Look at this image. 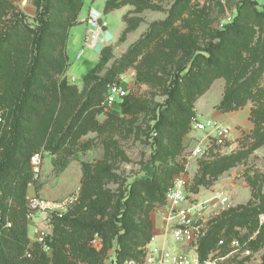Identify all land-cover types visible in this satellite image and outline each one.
Here are the masks:
<instances>
[{"label":"trees","instance_id":"1","mask_svg":"<svg viewBox=\"0 0 264 264\" xmlns=\"http://www.w3.org/2000/svg\"><path fill=\"white\" fill-rule=\"evenodd\" d=\"M4 1L0 0V15L4 12ZM56 1L35 0L36 26L23 25L17 17L13 25L0 34V109L8 108L6 119L11 127L0 141L3 148L0 158V264H106L108 250L113 248L114 241L118 245V264L128 261L142 264L143 249L154 235L150 213L157 205H165L166 193L172 186L171 171L177 172L167 159L176 156L175 150L181 148L180 140L195 119L191 115L188 120L178 118L177 122L167 118L175 113H189L187 102L182 98L183 92L187 91V97L191 96L190 91L201 95L205 82L209 86L213 79L224 76L227 85L218 110L229 114L245 109L249 100L255 102L257 107L250 111L249 117L257 135L253 149L264 146V90L258 88L256 77L264 72V28L263 35L252 46L253 28L238 17L223 31L212 33L211 36L219 42L209 43L202 50L203 54L190 55L188 52L189 65L178 68L166 86L155 74L138 68V80L144 84L163 85L167 97L165 109L155 119L153 131L156 135L154 144L158 148L154 159L156 162L158 158L161 165L152 177L136 179L124 191L113 194L103 186V180L115 177L112 165L106 160L96 164L83 163L81 193L64 215L52 218L54 235L46 241L51 248L48 253L43 244L33 243L28 238L27 191L33 182L31 157L44 147L46 152L56 157L53 166L59 174L68 167L69 158L77 153L78 148L82 152L87 151L90 145L81 143V138L91 130L96 131L95 114L102 110L108 86L119 83L120 74L139 57H143L145 64L153 66L154 60H169L172 54H166V48L174 52L179 46H184L181 41L187 39L179 37L174 26L185 13L190 0H175L168 17L154 22L102 77L98 72L113 57L112 49L103 47L100 62L85 76V88L80 94L74 92L66 79L58 83L55 77L66 70V58L61 49L66 46L69 29L76 24L84 0H64L68 17L60 27L53 18ZM125 6L133 7L135 13L147 9L162 10L150 0H107L104 14ZM253 13L258 24L264 25V6L261 11L253 9ZM194 15L190 13L191 18ZM193 18L186 21L188 27L195 23ZM124 23L121 42H125L129 34L139 27L142 19L129 13L124 16ZM20 24L32 36L24 62L19 60V48L14 45ZM162 33L169 35L168 42L151 51ZM249 33H252L251 39ZM242 41L247 58L238 52L237 44ZM257 59L261 62L260 67L249 73L248 69L252 70ZM70 94L74 98L71 99ZM117 104L123 107L124 114L135 113L138 109L127 97L118 100ZM166 140L170 142L168 148L164 145ZM105 147L107 153L114 155L118 152L113 139L106 141ZM244 157V153H236L205 164L197 185L211 184ZM253 213L256 215L258 212L247 206L241 207L240 211L231 208L224 212L202 241L200 250L203 258L221 238L228 236L233 227L247 222L245 220ZM224 229L225 233L221 235ZM96 237L103 242L101 251L91 246Z\"/></svg>","mask_w":264,"mask_h":264},{"label":"rangeland","instance_id":"2","mask_svg":"<svg viewBox=\"0 0 264 264\" xmlns=\"http://www.w3.org/2000/svg\"><path fill=\"white\" fill-rule=\"evenodd\" d=\"M262 1L263 0H190L185 13L174 26L176 29L175 33L179 37L187 39L186 41H181L184 46H179L174 52H171L168 48H164L166 54H172L171 57L169 60L160 59L159 61H155L153 59L154 62L151 64L153 66L145 64L141 56L119 76V83L117 84L127 89V99L135 103L138 107L137 111L132 114H124L123 107L118 104L111 110H106L101 106L102 110L97 112L94 118V121L97 123V127L95 128L96 131L91 130L81 138V143L90 145V148L84 152L80 151V148H78L74 156L70 158L66 156L69 158V165L59 174L56 173L53 166V160L56 157L46 152L42 174L38 180L33 179V182L30 184L29 192L27 191V203L30 199L35 197L52 202H62L72 199L75 201L78 199L82 188L83 163L96 164L99 161L106 160L112 165V173L115 177L110 180H103V186L113 194H118L121 190L124 191L136 179L152 177L156 168L161 165L158 158H156V162L154 159L158 148L156 144H154V137L156 135L153 131L156 124L155 119H157L160 113L165 109V101L167 100L162 86L169 85L171 75L176 72L178 68L186 64L189 65V56L192 55V53L193 55L196 53L203 54L202 50H204L209 43H218V39L211 36L212 33L223 31L228 25L234 23L238 17H240L242 21H247V23L252 26V46H254L258 38L263 35L264 25L258 24L253 9L256 8L261 11L264 6ZM104 2L105 0H84V7L76 24L69 29L70 35L66 41V46L63 50L61 49L66 58V70L62 75H57L55 80L59 83L63 79H66L69 86L75 90L74 92H78L79 94L82 93L85 88V76L101 59L100 53L85 48L87 36L85 29L84 31L82 30L83 28L75 29V27L81 23V15L84 16L90 6L103 14V22L109 32L115 36L114 41L107 42L103 45V47H110L113 54L110 62L98 72V74L103 77L106 75L107 71L113 67L116 61L125 55L128 48L132 45L131 44L125 51L123 50L121 52L118 49V44H120V42L116 44L117 34H120L125 26L124 16L130 13V16L142 19V23L139 27L128 36L129 41L134 42L136 39L139 40V38L150 29L154 22L164 21L168 17L169 11L175 0H150L151 4L161 7V11L147 9L135 13L134 9L131 10V7H125L107 15L104 14ZM34 4L35 0H5L3 4L4 12L0 15V34L5 31L6 27L12 26V22H14L17 17L19 22L23 25L27 23L31 26H36V7ZM190 13L195 14V17H192L195 23L188 27L186 21L192 20ZM228 14L231 15L232 22H227L226 19ZM23 16L24 18L21 20ZM67 17L68 13H66L65 1L57 0L53 14V18L56 20L57 25L59 24L60 27ZM22 24H20V30L15 34L14 45L19 48V60L24 62L26 57H28L26 50L30 49L32 36L22 28ZM64 25L65 23L63 27ZM56 32H58V28ZM251 36L252 33H249V39H251ZM168 37V34L162 33L157 44L150 50L153 51L156 47H161L163 43L166 44L168 42ZM237 45L241 57L247 58V52L244 51L245 47L243 46V41ZM127 46L128 43H126L125 47ZM81 52H83V57L78 59L77 56ZM188 52H190L189 56L187 55ZM57 54L59 55L60 52ZM260 65L261 62L259 63L257 59L252 66V70L248 69V72L251 73L255 71ZM138 68L144 72L153 73L158 78H161L163 85L144 84L139 81ZM256 77L258 88L264 90V72L260 75L257 74ZM73 79H75V81ZM226 85L227 79L224 76H220L213 79L209 86H207L205 82L201 88L203 90L201 95L192 94V91H190L191 96L187 97V91L183 92L182 98L187 102L188 106L186 110H189V113L187 111L186 114L175 113L167 116L168 120L176 122L178 118H186V120H188L190 115L195 118L206 116L218 120L214 115L222 113L218 108L225 94ZM70 97L72 99L74 95L70 94ZM141 107H143L144 110H140L143 109ZM256 107L257 104L249 100L245 109L242 111L240 110L229 123L223 122V119L218 120L231 130L232 142H230V144L228 143L229 146L217 147L215 143L210 145L208 141L205 140L203 145H206L208 150L204 156L193 157L192 150L197 145L201 144L204 135L193 133L192 125H189L188 131H186V134L180 140L181 148L175 150L176 156L167 159L168 164L173 167L175 166L177 169V172L171 171V175L173 174L171 177L172 180L170 181L171 185L177 177L183 175L187 177V189L191 195H197L198 198L204 199L209 198L216 189L225 190L228 195H230L233 209L240 211L241 207L247 206L258 212L256 215L255 213L251 214L250 218L245 220L247 222L244 224L233 227L231 232H228L227 237L221 238L225 240L226 246L218 251L220 255L228 257L223 264H262L264 262V146L253 149L257 139L255 125H253L251 130L242 126L247 122L249 110L251 111ZM0 114L8 117V108L2 107L0 109ZM235 123H240L241 125H237L236 128L231 127ZM262 128H264V123L262 124ZM234 131H236L234 134L235 136H233ZM110 139H113L117 143L118 152L120 153L115 152L114 155L107 153L105 142ZM168 144H170V142L166 140L164 145L167 148ZM42 149H44V147L40 150ZM236 153H244L245 157L234 168L222 174L215 181L211 180V184L204 186L197 185L205 164L212 163L219 158ZM28 195H30V198H28ZM162 207V205H157L150 213L154 229L158 228V224L160 225L162 222V215L160 212ZM53 217L46 218L38 215L35 222L38 226L45 228L50 237L54 235ZM216 220L213 222V225ZM223 233H225V229L222 230L221 235ZM234 239H239L244 249L234 252L233 248L230 246L231 241ZM171 245L174 246V242L171 241ZM91 246L97 251H101L103 249V242L96 237L91 242ZM217 246L218 243L214 249L205 255V257H208L212 251H216ZM117 248L118 245L116 241H114L113 248L108 250L106 264H118L116 262ZM246 251H249L250 254L247 255V253H245Z\"/></svg>","mask_w":264,"mask_h":264},{"label":"built area","instance_id":"3","mask_svg":"<svg viewBox=\"0 0 264 264\" xmlns=\"http://www.w3.org/2000/svg\"><path fill=\"white\" fill-rule=\"evenodd\" d=\"M262 2L264 5V0ZM102 18L103 14L99 10L93 7L90 8L87 15L85 48L95 51L97 44H101L103 47L108 42L102 32V25L100 24ZM226 20L232 22L230 14H228ZM82 57L83 52L77 56L78 59ZM73 80L75 81V79ZM127 96V89L122 85L111 84L108 86L102 106L106 110L114 109L118 100H122ZM8 130H11V127L8 125L5 115L0 114V141L4 132ZM192 132L204 135L201 144L192 150L193 157L204 156L208 150V147L203 145L205 140L210 145L215 143L217 147H226L229 146L228 143L232 142L231 130L228 126L206 116L197 117L193 120ZM2 152L3 148L0 143V158ZM45 155L46 151L42 149L31 157L30 165L34 180H38L42 174ZM187 184V177L182 175L177 177L168 189L165 196V205L160 211L164 234L161 238L153 235L151 241L144 247L143 264H223L228 258L220 255L218 251L226 246L224 239L219 240L216 251H212L208 257L203 258L200 249L202 241L208 236L213 222L221 217L224 212L233 208L230 195L225 190L216 189L209 198L200 199L197 195H191L188 192ZM75 201L72 199L52 202L37 197L30 199L27 211L28 230L30 229L28 238L30 241L43 244L45 250L50 253L51 248L46 244L50 235L45 228L35 224L36 217L38 215L46 218L62 216ZM171 241L174 242V246L171 245ZM230 246L234 252L244 249L239 239L232 240ZM245 253L250 254L249 251ZM28 256L31 257V255ZM125 264L139 263L128 261Z\"/></svg>","mask_w":264,"mask_h":264},{"label":"crops","instance_id":"4","mask_svg":"<svg viewBox=\"0 0 264 264\" xmlns=\"http://www.w3.org/2000/svg\"><path fill=\"white\" fill-rule=\"evenodd\" d=\"M106 1L107 0H105V2H104V6H105V3H106ZM125 7H131V6H125ZM125 7H123V8H125ZM90 8H92L91 6L89 7V9H88V11H87V13L84 15V16H82L81 15V23H79V25L78 26H76L75 27V29H82L83 31H84V29H85V32H87V15H88V12H89V10H90ZM94 8V7H93ZM123 8H121V9H123ZM132 9L131 10H133L134 8L133 7H131ZM103 9H104V7H103ZM121 9H119V10H121ZM119 10H116V11H119ZM130 11V10H129ZM128 14V13H127ZM126 14V15H127ZM125 25V24H124ZM124 28H125V26H124ZM124 28H123V30H124ZM123 30L121 31V33L120 34H117V39H116V44L117 43H119L120 42V44H118V46H119V51H125V49H127L131 44H133L134 42H136V40H134V42H130L129 41V39L127 38L126 39V41L125 42H121V35H122V32H123ZM113 35V34H112ZM115 40V36L113 35V40L112 41H114ZM126 43H128V46L127 47H125L126 46ZM109 46H111V45H109ZM102 49H103V47H102ZM242 111V110H241ZM238 112H240V111H238ZM238 112H233V113H229V114H222V113H219V114H217V115H214L215 116V118H217L218 120L219 119H223V122H225V123H229L230 121H232L233 120V117L238 113ZM249 117H250V110H249V113H248V115H247V122H246V124L245 125H242V126H244L245 128H248L249 130H251L252 128H253V124L251 123V121L249 120ZM237 125H241L240 123H238V124H234L233 126H231V127H233V128H236L237 127ZM235 132L236 131H234V133H233V136H235L234 134H235ZM29 188H30V186H29ZM28 192H29V189H28ZM29 194V193H28ZM28 198H30V195H28ZM161 216V215H160ZM161 222V221H160ZM163 222V221H162ZM160 223V225L158 224V228H155L154 229V235H157V236H159L160 238L163 236V234H164V225H163V223ZM28 235L30 236V229L28 230Z\"/></svg>","mask_w":264,"mask_h":264},{"label":"water","instance_id":"5","mask_svg":"<svg viewBox=\"0 0 264 264\" xmlns=\"http://www.w3.org/2000/svg\"><path fill=\"white\" fill-rule=\"evenodd\" d=\"M100 24L102 25V32L104 33V37L105 39L110 42L113 40V35L109 32L108 28L106 27V25L104 24L103 20L100 21ZM102 50V45L101 44H97L95 47V52L96 53H100Z\"/></svg>","mask_w":264,"mask_h":264}]
</instances>
